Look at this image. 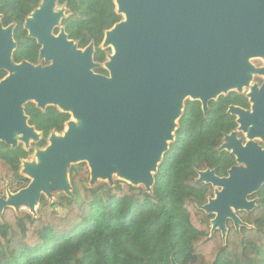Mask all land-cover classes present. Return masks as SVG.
<instances>
[{
    "label": "water",
    "instance_id": "water-1",
    "mask_svg": "<svg viewBox=\"0 0 264 264\" xmlns=\"http://www.w3.org/2000/svg\"><path fill=\"white\" fill-rule=\"evenodd\" d=\"M57 1L42 0L24 25L41 45L40 57L51 61L47 67L12 61L13 25L4 28L0 16V71L9 72L0 81V142L16 148L19 135L26 150L31 140L39 142L24 114L29 102L40 110L70 112L80 125L68 122L62 137L51 134L49 145L38 150L37 164H23L30 183L14 194L6 191L0 217L6 208L25 206L35 215L41 195L53 198L51 187L71 196L68 169L79 163L87 164L90 185H113L116 174L150 192L174 140L182 101H199L206 115L210 101L247 88L252 73L264 77V67L249 63L264 57V0H115L124 20L103 39V48H112L103 64L106 76L94 72L99 66L92 44L80 50L63 31L51 35L64 18L54 12ZM249 97L250 111L228 109L249 141L243 146L231 133L219 148L230 152L237 166L225 178L205 170L196 179L220 189L201 209L214 215L211 234L219 231L224 241L227 221L236 231L247 227L236 214L256 208L257 200L248 197L264 185V148L253 142L264 140V82L259 89L253 86Z\"/></svg>",
    "mask_w": 264,
    "mask_h": 264
},
{
    "label": "trees",
    "instance_id": "trees-1",
    "mask_svg": "<svg viewBox=\"0 0 264 264\" xmlns=\"http://www.w3.org/2000/svg\"><path fill=\"white\" fill-rule=\"evenodd\" d=\"M41 3L0 0L2 26L13 25L16 64L37 65L39 46L24 25ZM57 4L69 13L61 21L68 38L78 49L92 44L94 63L103 65L111 54L101 47L104 36L123 20L115 0ZM94 72L107 75L101 66ZM6 76L0 71V81ZM231 105L247 106V101L230 92L210 101L204 115L199 101L185 100L150 192L123 181L90 185L88 166L79 163L68 169L71 196L60 192L49 200L41 195L35 215L6 208L0 217V264H171V259L176 264H264V185L248 197L257 200L256 208L236 214L247 227L236 231L227 221L225 241L219 231L211 234L214 215L201 209L213 198V187L197 184L198 172L215 170L223 177L235 165L230 153L219 151L224 136L236 128L227 113ZM23 108L41 139L27 150L0 142V198L29 185L22 162L44 149L51 134L63 133L70 120L52 106L40 110L29 102Z\"/></svg>",
    "mask_w": 264,
    "mask_h": 264
},
{
    "label": "rangeland",
    "instance_id": "rangeland-1",
    "mask_svg": "<svg viewBox=\"0 0 264 264\" xmlns=\"http://www.w3.org/2000/svg\"><path fill=\"white\" fill-rule=\"evenodd\" d=\"M62 12V14L64 15V18H66L67 16H68V11H67V9L64 7V6H59L57 3H56V7L54 8V12L56 13V12ZM123 20H124V17H123ZM105 39V38H104ZM104 46V41L102 42V45H101V47H103ZM111 50H112V48H111ZM112 52V51H111ZM249 63H250V65H252L253 67H255L256 69H259V68H262V67H264V57H256V58H251V59H249ZM7 75H9V72H7ZM251 77H252V79H251V81H250V85L247 87V88H249L250 86H253V83H256V82H258L259 80H262L264 77L263 76H261V75H259V74H257V73H252V75H251ZM247 88H244L243 90H242V92L243 91H245ZM185 100H189V98H185ZM185 100L184 101H182L183 103L185 102ZM68 114L70 115V120H69V123H73V124H75L76 126H79L80 125V122L78 121V120H76L75 118H73V116L71 115V113L70 112H68ZM177 122H178V120H176L175 121V124H176V126H175V130H174V132L176 131V128H177ZM68 124V123H67ZM67 124L65 125V128H64V131L67 129ZM64 131H63V133H64ZM173 132V133H174ZM63 133H61V134H58V133H56V136H59V137H62L63 136ZM39 135V138H41V134L39 133L38 134ZM16 137V139H17V141H18V143L19 144H22V142L20 141V137L21 136H19V135H16L15 136ZM258 140H261V139H258ZM260 142V141H259ZM31 144H33V141L31 140L30 141V145ZM170 144V143H169ZM23 145V144H22ZM47 145H49V142H48V144ZM25 146V145H24ZM25 147H27V146H25ZM29 148V147H28ZM44 150V149H43ZM43 150H40V151H43ZM37 154H38V151H34V153L33 154H31L30 155V157L27 159V160H25V161H23L22 162V166H21V171H22V173H24L26 176H28V174L24 171V163L25 162H28V163H30V164H37L38 163V157H37ZM112 181L113 182H115V181H123L124 182V180L122 179V178H119L116 174H114L113 176H112ZM100 182H105V183H108L107 181H100ZM138 186H141V187H144V184H138ZM145 188V187H144ZM215 189V191L216 190H220L219 188H214ZM50 193H51V195L53 196V200H55V197L58 195V193H60V192H58V190H56V189H53V187H51V190H50ZM214 195H215V193H214ZM52 200V201H53ZM38 209V208H37ZM18 211H23V212H29L28 211V208L25 206V207H22V208H20ZM60 215H64V212H62V211H60Z\"/></svg>",
    "mask_w": 264,
    "mask_h": 264
},
{
    "label": "flooded vegetation",
    "instance_id": "flooded-vegetation-1",
    "mask_svg": "<svg viewBox=\"0 0 264 264\" xmlns=\"http://www.w3.org/2000/svg\"><path fill=\"white\" fill-rule=\"evenodd\" d=\"M62 21V20H61ZM61 21L59 22V24L57 25V26H55V27H53V29L51 30V35L53 36V37H55V38H57V37H59V34L63 31L65 34H66V38H67V41H71V42H73L72 40H70L69 38H68V35H67V33L65 32V29L63 28V26L61 25ZM29 36V35H28ZM32 39V38H31ZM34 41H35V43L39 46V50H38V55H37V65H33V66H40V67H47V66H50L51 65V61H49V62H47V61H45L43 58H41L40 57V50H41V45H39L38 43H37V41L34 39ZM73 44L75 45V43L73 42ZM102 45V44H101ZM76 46V45H75ZM103 48V47H102ZM78 49V48H77ZM103 49H106V48H103ZM80 50H83V49H80ZM27 62V61H26ZM31 64V63H30ZM98 66H101L102 68H103V65H98ZM99 68V67H98ZM96 74H98V73H96ZM100 75H102V74H100ZM106 76V75H105ZM263 82H264V78L262 79V80H259L258 82H256V83H253V86H256L258 89L259 88H261V86H262V84H263ZM253 86H250L249 88H247L245 91H243V92H240L239 94L241 95V96H243L245 99H246V101H247V106H240V105H231V106H235V107H238V108H241V109H243V110H245V111H250L251 110V107H252V103L250 102V97H249V95H250V93H251V88L253 87ZM202 107V106H201ZM230 107V106H229ZM55 108H57V107H55ZM58 109V108H57ZM229 109V108H228ZM228 109H227V113H228ZM60 112H62V113H64L63 111H61L60 109H58ZM68 114V113H67ZM229 114V113H228ZM229 115H231V114H229ZM231 116H233V115H231ZM234 118H235V123H236V120H237V118L235 117V116H233ZM231 133H235L236 134V136H235V138H236V140H238V141H241V144L244 146L248 141H249V139L247 138V135H246V133H244L243 131H241V130H239V126L237 125V123H236V128L231 132ZM230 133V134H231ZM230 134H227V135H230ZM227 135H225V136H227ZM225 136H224V138H225ZM224 138H223V142H222V144H221V146L223 145V144H225V141H224ZM260 141V142H259ZM253 142H255L259 147H261L262 149L264 148V140H258V139H254L253 140ZM220 146V147H221ZM219 147V148H220ZM225 151V150H224ZM226 152H228V151H226ZM228 153H230V152H228ZM231 154V153H230ZM232 155V154H231ZM233 156V155H232ZM234 157V156H233ZM234 160H235V165H233V166H237V162H236V159H235V157H234ZM232 166V167H233ZM209 170V169H208ZM214 172H215V170H214ZM228 173V172H227ZM216 175V174H215ZM217 176V175H216ZM217 177H219V176H217ZM225 177H227V175L226 176H223V177H219V178H225ZM214 193H215V189L213 188V198H214ZM248 200H251V199H248ZM255 200V199H254ZM257 205V204H256Z\"/></svg>",
    "mask_w": 264,
    "mask_h": 264
}]
</instances>
